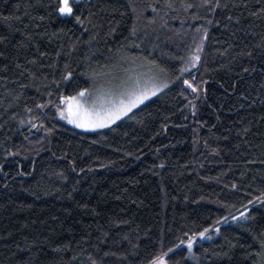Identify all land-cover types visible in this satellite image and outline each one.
I'll list each match as a JSON object with an SVG mask.
<instances>
[{
    "label": "trees",
    "instance_id": "16d2710c",
    "mask_svg": "<svg viewBox=\"0 0 264 264\" xmlns=\"http://www.w3.org/2000/svg\"><path fill=\"white\" fill-rule=\"evenodd\" d=\"M49 2L0 0V16L21 17L19 31L0 22V143L19 150L9 159L30 173L15 176L14 166L6 168L15 176L8 187L0 177V264H91L89 255L98 264H148L161 240L167 250L182 231L221 217H229L221 235L200 244L235 245L231 260L220 264H264V206L248 205L264 190V0H229L228 9L214 13L203 0H81L95 27L50 15L41 7ZM201 27L208 29L202 63L190 71L207 81V98L195 101L170 81ZM33 58L37 64L30 65ZM149 61L167 69L161 79L168 87L110 127L79 131L51 107L42 122L54 135L20 123L29 119L25 106L47 99L44 85L60 79L66 63L74 79L61 88L71 95L101 75L120 76L131 62L153 66ZM25 68L39 79L20 75ZM243 205L251 219L232 221ZM185 255L172 260L183 264Z\"/></svg>",
    "mask_w": 264,
    "mask_h": 264
},
{
    "label": "snow or ice",
    "instance_id": "6c2138e0",
    "mask_svg": "<svg viewBox=\"0 0 264 264\" xmlns=\"http://www.w3.org/2000/svg\"><path fill=\"white\" fill-rule=\"evenodd\" d=\"M166 6L172 7V4L169 3ZM202 6L214 13L222 8L228 9L229 0H223V2L222 0H203ZM231 6L238 7L239 5L232 2ZM41 7L50 9V15H55L61 19L74 20L75 24L80 25L81 27H84L86 21L88 24H91L92 27L96 26L95 24H92V20L89 19V17L83 15L81 0H52V2L49 3H41ZM184 7L187 9L197 7V5L186 4ZM260 11L264 12V9H261ZM250 14L255 16L257 15V12L253 11ZM24 15H28V13L25 12ZM90 15L92 14L90 13ZM39 19L43 21L45 17L40 16ZM225 19L232 22L233 17L228 15ZM20 20L21 17L19 16H0V22L6 23L10 29L15 31H19L18 28L14 27L15 22ZM239 22V19L235 21L237 24ZM208 23L212 24L213 21L209 20ZM216 23L219 24L220 21L217 20ZM25 27H27V25H25ZM36 27H39V24H37ZM87 30L88 29L85 27L84 31ZM133 32H135V29H133ZM30 38L31 34H29L27 39ZM3 39L4 37H0V41ZM207 39L208 29L202 27L197 28L196 33L192 36V46L189 47L187 56L179 58L183 62L184 67L179 69V74L175 75L174 79L170 81L173 84L180 82L181 95H184L185 99H187L188 95H190L195 101H200L202 98L206 100L207 98V89L204 87L207 84V81L203 78L197 79V76L190 71V69L196 68L202 63L204 42ZM44 55H46V53H40L41 57ZM59 55L60 53L57 52V56ZM239 55L251 58L253 53L251 51H242ZM28 63L30 65H35L37 64V60L33 58ZM148 63L154 66V71L150 69L149 73L127 75L125 78L120 79L118 83H109L107 86L96 87L93 84L89 87H82L71 95H66L61 88L62 83L67 85L74 79V72L71 70L70 65L66 63L60 79L57 80L54 78L51 81V84L44 85L47 99L42 98L39 101L33 100V107L25 106V112L29 114V119L27 121L20 120V123L30 124V132L32 129H36L37 131L42 129L46 135H54V129L46 127L42 122L47 119L44 110L51 107L55 109L61 119L66 120L69 124L75 125L77 128L95 130L108 127L116 121L121 120L123 117L129 116L130 113H133L134 109L143 104L150 96H155L158 92L162 91L163 88L168 87L169 82L161 81V75H168L167 69L160 65H156L154 61H149ZM19 67L20 65H17V68ZM241 71L250 74L251 72H255L256 68L252 67L250 69L248 67H242ZM262 71H264V68H262ZM25 72H28L34 80L39 79L36 72H30L28 68H25L20 75L23 76ZM185 73L188 74L189 78H185ZM96 75V73L92 74L93 80ZM237 76H239L240 81L242 82L243 76H240V73H237ZM44 79L46 80L47 76H45ZM25 87H27V85H21V88ZM261 87H264V84H262ZM241 98L244 100L248 99L243 93H241ZM188 103L193 109L192 114L195 115L196 104L192 103V101H189ZM37 112L38 114H35ZM37 121H41V123L38 124ZM0 127H2V125H0ZM247 131L248 129L245 128L244 132L246 133ZM27 139L28 137H25V140ZM205 147H208L207 142H205ZM0 148L3 149V158L0 160V177H3L4 187H8L9 178L15 179V176L30 175V173L23 170L19 160L9 159L10 157L15 158L20 156L21 152L19 150L13 151L10 148L5 147L2 143H0ZM212 152L216 155L219 154L217 149H212ZM261 163H264V161H261ZM13 166L16 168L15 176H13L10 171L6 170V168ZM81 171H83V169H81ZM233 187H235V185H233ZM253 201L264 206V190L260 191L258 196L248 200V205H252ZM248 205H243L244 211L240 212L239 216L232 215L230 217L231 220L238 221L251 219V216L249 215L251 209ZM228 222L229 217H221L208 227L182 231L179 236L175 237L171 246L167 247V250H164L163 240H161L158 253L149 258L148 264H170V262L171 264H181V261L179 260H172V256L183 252H186V255L182 258L183 264H187L189 260H195L196 264H220L223 260L230 261L231 248L235 247L230 241L227 243V246L217 245L214 247H204L203 244H200V241L202 240H212L213 234L217 236L221 235V223L228 224ZM245 230L249 231V229ZM225 240H227V238H225ZM198 244L201 249L199 255H197L196 251V246ZM261 248L264 249V242L261 243ZM108 255V252L104 253V256ZM256 255L261 257L262 253H256ZM89 260L91 264H98V260L91 255H89Z\"/></svg>",
    "mask_w": 264,
    "mask_h": 264
},
{
    "label": "rangeland",
    "instance_id": "374dc122",
    "mask_svg": "<svg viewBox=\"0 0 264 264\" xmlns=\"http://www.w3.org/2000/svg\"><path fill=\"white\" fill-rule=\"evenodd\" d=\"M143 64L145 66L144 65H141V64H138V63H135V62H131V63L127 64L124 67L123 72L120 74V76H117L116 77V76L101 75V76H99L98 79H96L95 81H93L91 85L94 84L96 87L107 86L109 83H113V84L118 83L120 79L125 78L127 75H131V74H135V73H149L150 72V69L153 70V71L155 70L154 69V66H151V65H148V64H145V63H143ZM162 76L163 75H161V77ZM161 81H164V79H161ZM164 82H167V81H164ZM163 90H165V88H163L162 91ZM162 91L158 92L155 96H150L149 99L145 100L143 104H141V105L138 106V108L141 107V106H143L145 103H147L148 101L152 100L153 98H155ZM136 109H134V110H136ZM57 117L60 120L64 121L65 123L69 124L66 120L61 119L58 113H57ZM69 125L71 127L75 128V129L79 130V131H82V132L93 133V132H96L98 130H101V129L86 130V129L77 128V127H75V125H72V124H69ZM110 126H108V127H110ZM105 128H107V127H105ZM102 129H104V128H102Z\"/></svg>",
    "mask_w": 264,
    "mask_h": 264
}]
</instances>
